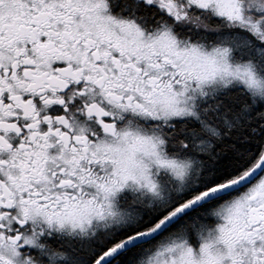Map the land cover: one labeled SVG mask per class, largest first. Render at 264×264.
I'll list each match as a JSON object with an SVG mask.
<instances>
[{"label":"snow or ice","instance_id":"obj_1","mask_svg":"<svg viewBox=\"0 0 264 264\" xmlns=\"http://www.w3.org/2000/svg\"><path fill=\"white\" fill-rule=\"evenodd\" d=\"M0 264H264V0H0Z\"/></svg>","mask_w":264,"mask_h":264}]
</instances>
